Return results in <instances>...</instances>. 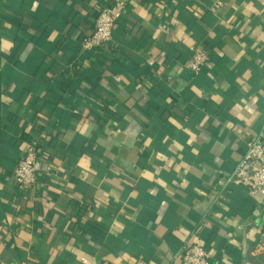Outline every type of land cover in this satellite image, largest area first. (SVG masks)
Here are the masks:
<instances>
[{
  "label": "crops",
  "instance_id": "crops-1",
  "mask_svg": "<svg viewBox=\"0 0 264 264\" xmlns=\"http://www.w3.org/2000/svg\"><path fill=\"white\" fill-rule=\"evenodd\" d=\"M127 1L88 52L102 0H0V264H176L187 243L264 264V199L225 183L264 132V0ZM30 138L47 156L21 195Z\"/></svg>",
  "mask_w": 264,
  "mask_h": 264
},
{
  "label": "built area",
  "instance_id": "built-area-1",
  "mask_svg": "<svg viewBox=\"0 0 264 264\" xmlns=\"http://www.w3.org/2000/svg\"><path fill=\"white\" fill-rule=\"evenodd\" d=\"M127 0H102L97 9L93 26L89 34L82 37L80 49L95 52L111 44L113 29L121 19ZM190 55L186 67L192 72H199L207 64L208 55L203 46L195 44L189 48ZM44 141L40 138L26 139L22 143L21 154L12 172V179L21 195L32 194L37 184L39 170L38 157L43 151ZM50 175H55L54 168L47 166ZM54 171V173H52ZM243 182L251 194H260L264 199V132H257L249 137L246 148L225 183ZM254 251H264V240L259 239ZM176 264H210L211 254L198 243H187L174 255Z\"/></svg>",
  "mask_w": 264,
  "mask_h": 264
},
{
  "label": "clouds",
  "instance_id": "clouds-1",
  "mask_svg": "<svg viewBox=\"0 0 264 264\" xmlns=\"http://www.w3.org/2000/svg\"><path fill=\"white\" fill-rule=\"evenodd\" d=\"M0 46L4 48H10L11 44H10V41L8 40H0ZM82 163L86 165V161H82Z\"/></svg>",
  "mask_w": 264,
  "mask_h": 264
},
{
  "label": "trees",
  "instance_id": "trees-1",
  "mask_svg": "<svg viewBox=\"0 0 264 264\" xmlns=\"http://www.w3.org/2000/svg\"><path fill=\"white\" fill-rule=\"evenodd\" d=\"M45 152H46V150H45V151L43 150L42 153H41V155H39V157H40V158H41V157L43 158V156H44V157L47 156V155L45 154ZM39 157H38V158H39ZM40 162H41V161H40ZM38 178H39V175H37V184H38ZM37 184H36V185H37Z\"/></svg>",
  "mask_w": 264,
  "mask_h": 264
}]
</instances>
